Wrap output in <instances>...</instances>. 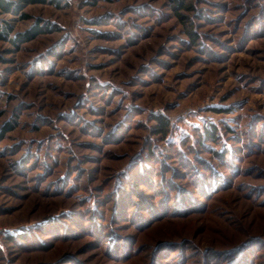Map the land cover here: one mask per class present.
I'll list each match as a JSON object with an SVG mask.
<instances>
[{"label":"rangeland","instance_id":"1","mask_svg":"<svg viewBox=\"0 0 264 264\" xmlns=\"http://www.w3.org/2000/svg\"><path fill=\"white\" fill-rule=\"evenodd\" d=\"M13 1L0 264H264V0Z\"/></svg>","mask_w":264,"mask_h":264},{"label":"trees","instance_id":"2","mask_svg":"<svg viewBox=\"0 0 264 264\" xmlns=\"http://www.w3.org/2000/svg\"><path fill=\"white\" fill-rule=\"evenodd\" d=\"M20 1L27 2L28 4H35V3L46 2L47 0H20ZM50 2L54 3L55 1L51 0ZM177 4H178V7L181 9L186 8L184 1L177 0ZM17 6H18V4L16 1L0 0V10H3L5 12H11L12 10L16 11ZM42 32H43V29H41L38 25H36L32 29L27 31L25 34H23V35L19 36L17 39H15V41H21L23 39L33 38ZM4 34H5L4 31L0 32L1 37L4 36ZM15 41L13 40L12 42L15 44ZM157 122L158 123L156 124V127L154 128V132L157 134H167L168 129H169V122L165 118H163L162 116L157 117ZM5 130L10 131L12 129L9 127H6ZM214 133H215L214 128L207 129L206 130L207 138L213 137Z\"/></svg>","mask_w":264,"mask_h":264}]
</instances>
